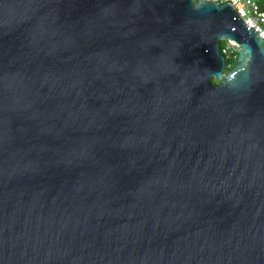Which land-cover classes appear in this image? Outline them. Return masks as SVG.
Here are the masks:
<instances>
[{"label": "water", "instance_id": "95a60500", "mask_svg": "<svg viewBox=\"0 0 264 264\" xmlns=\"http://www.w3.org/2000/svg\"><path fill=\"white\" fill-rule=\"evenodd\" d=\"M0 264H264V39L233 6L0 0Z\"/></svg>", "mask_w": 264, "mask_h": 264}, {"label": "built area", "instance_id": "2783aa9c", "mask_svg": "<svg viewBox=\"0 0 264 264\" xmlns=\"http://www.w3.org/2000/svg\"><path fill=\"white\" fill-rule=\"evenodd\" d=\"M218 4L228 3L233 6L244 23L256 31L264 39V0H209ZM220 52L224 55L226 66L232 64L227 60H233L237 56L235 42L227 39L220 44Z\"/></svg>", "mask_w": 264, "mask_h": 264}, {"label": "trees", "instance_id": "16d2710c", "mask_svg": "<svg viewBox=\"0 0 264 264\" xmlns=\"http://www.w3.org/2000/svg\"><path fill=\"white\" fill-rule=\"evenodd\" d=\"M236 59V58H235ZM235 59H233V60H227V63H231V64H233L234 62H235Z\"/></svg>", "mask_w": 264, "mask_h": 264}, {"label": "rangeland", "instance_id": "374dc122", "mask_svg": "<svg viewBox=\"0 0 264 264\" xmlns=\"http://www.w3.org/2000/svg\"><path fill=\"white\" fill-rule=\"evenodd\" d=\"M224 43V40H221L220 44H223Z\"/></svg>", "mask_w": 264, "mask_h": 264}]
</instances>
